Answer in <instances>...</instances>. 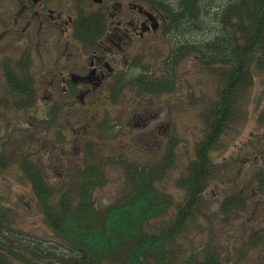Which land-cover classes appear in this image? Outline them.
Listing matches in <instances>:
<instances>
[{
    "label": "rangeland",
    "instance_id": "1",
    "mask_svg": "<svg viewBox=\"0 0 264 264\" xmlns=\"http://www.w3.org/2000/svg\"><path fill=\"white\" fill-rule=\"evenodd\" d=\"M72 1L50 0V5L52 9H68L67 13L72 16L78 6ZM103 1L104 4L96 5L93 0H82L81 11H105L109 1L122 0ZM131 2L142 6V2ZM7 5L10 7L8 17L12 18L19 6L16 0H0V6L8 8ZM4 15L0 13V20L8 19ZM30 18L21 15L17 25L5 21L3 29L6 28L4 30L8 33L0 40V44H6L0 53V100L6 104L0 107V154L5 157L0 167V196L13 209V225L22 229L28 238L52 240L36 206L31 186L21 174L19 162L22 155H29L50 183L58 187L91 160L87 150L104 167L97 176L101 179L97 182L102 185L93 193L99 208L111 205L126 193L123 165L153 167L164 159L168 160L169 155V164L158 188L163 196L173 201L165 218L166 221L170 219L183 200L184 191L178 186L180 179L195 160L197 147L210 134L207 131L210 110L218 101L224 66L204 67L200 59L193 57V52H178V96L158 94L147 98L142 102L146 107L142 113V127L131 122L123 127L126 130L115 131V141H101L96 139L101 128L100 125L97 129L98 122L82 136L78 128L86 115L97 111L102 113L110 103L102 97H94V106L78 103L77 106L83 108L78 113L60 111L62 98L58 93L50 96V92H46L48 85L43 77L44 68L52 66L47 58L51 56L52 47L48 38H53L57 32L52 29L53 24H49L39 39L34 35L37 25ZM169 44L168 39L149 42L143 64L159 63L163 57L157 54L155 46L170 51ZM24 52L29 54L28 72L33 77L28 99L17 95L11 97L7 93L9 81L6 78L14 81L20 69L27 71ZM187 90L191 92L189 97L185 95ZM127 96L117 105L130 109L133 104L126 101ZM17 102H26V105L20 107ZM230 102L233 110L229 113V120L223 122L210 143L213 175L203 194L204 204L197 219L188 223L178 240L187 254L209 243L216 249L220 264H264V163L261 161L263 157L256 160L258 153L264 155V70L253 69L252 77L236 96L233 94ZM123 116L124 113L118 116L120 122H123ZM103 117L107 118V114ZM105 126L111 125L105 123ZM99 136L102 137L100 133ZM122 160L124 164H121ZM235 196L240 198L242 209L221 214V202ZM255 234L261 236L253 247Z\"/></svg>",
    "mask_w": 264,
    "mask_h": 264
},
{
    "label": "trees",
    "instance_id": "2",
    "mask_svg": "<svg viewBox=\"0 0 264 264\" xmlns=\"http://www.w3.org/2000/svg\"><path fill=\"white\" fill-rule=\"evenodd\" d=\"M136 1L168 18L166 25L171 27L168 36L179 53H200L207 65L224 66L223 77L227 76V81L231 78L228 85H234L240 75L241 85L245 86L253 69L264 70V0ZM77 14L75 25L82 26L79 30L82 38L97 36V28L104 25V16L80 10ZM6 80L10 84L8 96L30 97L31 81L27 80L26 71L20 69L14 81L8 77ZM169 90L165 82L163 86L158 81L151 86L142 85V95ZM233 94L230 96L227 91L222 97L220 110L218 103L211 108L207 128L210 134H205V141L196 149L195 160L180 179L178 186L184 191L183 200L167 221L166 214L173 201L163 196L158 182L169 164V155L168 160L153 167L123 165L126 193L105 208H99L93 198L95 189L102 185L97 176L104 167L90 155V150L87 152L91 160L58 187L50 183L29 155H22L21 174L31 186L52 240L31 239L16 228L13 209L0 196V264H220L216 249L209 243L187 254L178 237L189 222L197 219L204 204L203 194L213 175L210 143L223 122L229 120ZM17 104L22 107L26 102ZM2 105L6 106L0 100ZM168 153L171 154V149ZM4 161V155L0 154V167ZM239 199L235 196L222 201L221 214L240 211ZM260 236H253V247Z\"/></svg>",
    "mask_w": 264,
    "mask_h": 264
},
{
    "label": "flooded vegetation",
    "instance_id": "3",
    "mask_svg": "<svg viewBox=\"0 0 264 264\" xmlns=\"http://www.w3.org/2000/svg\"><path fill=\"white\" fill-rule=\"evenodd\" d=\"M73 1L78 6L74 10L75 14L71 13L72 16L67 13L68 9H52L50 0H16L19 9L17 8L16 15L12 18L7 14L9 5H7L8 8L0 6V13L8 17L6 20L3 18L0 20V40L5 39V34L8 33L4 30L6 28L3 29L5 21L17 25L20 23L21 15L31 17L30 21L35 22L37 29L34 35L39 39L45 34L48 25L53 24L52 29L56 30L57 35L55 34L51 39L48 38L52 47L49 51L51 56L47 58L52 66L47 65L43 72L44 81L48 85L46 92H50V96L56 93L61 96L63 105L60 111L62 113L67 110L78 113L83 109L77 106L78 103L94 106L96 104L94 97L107 99L110 105L104 107L105 111L86 115L87 117L83 119L78 129L82 136L98 122L97 129L100 125L101 128L96 133V139L115 141V131L128 126L131 122L142 127V113L146 109L142 106V102L155 96L154 94L142 95V85L151 86V83L158 81L163 86L165 82L168 83L170 90L159 94L178 96L180 75L177 74L179 70L176 68V55L179 51L175 50L173 41L170 40L171 36H168L171 28L166 25L168 18L158 10L147 9L131 0L109 1L105 11L91 12L102 14L104 25L97 28V36L82 38L79 33L82 26L75 25L78 18L77 10L81 11V1ZM94 4L102 5L104 1L101 0L100 3ZM26 25L28 26L29 23ZM94 37H97L96 40H91ZM162 39H168L171 43L168 46L170 51L167 48L155 46L157 54L163 58L155 65H144L146 45L151 41L159 42ZM30 43L31 41L28 40V44ZM4 44H0V53L3 51ZM24 53L23 61L25 59V66H27L26 75H30L27 76V80L32 82L33 77L28 72L30 71L29 54ZM193 54L194 58L200 59L202 66H210L204 62L200 53L193 52ZM39 57L43 58L40 54ZM226 77L223 75L220 77L218 110L223 106L220 100L227 91L230 95L235 93L236 96L242 87L240 75L237 76L234 85L231 83L228 85L231 78L227 81ZM190 93L187 90L185 95L189 97ZM126 96V101L133 104L130 109L117 105L121 98ZM121 113L125 114L121 118L123 122L118 120ZM103 114H107V118H104ZM105 123L111 126H105ZM123 130L126 129L123 128ZM83 140L89 141L90 139L83 138ZM256 156V160L263 157L261 161L264 163L262 153Z\"/></svg>",
    "mask_w": 264,
    "mask_h": 264
},
{
    "label": "water",
    "instance_id": "4",
    "mask_svg": "<svg viewBox=\"0 0 264 264\" xmlns=\"http://www.w3.org/2000/svg\"><path fill=\"white\" fill-rule=\"evenodd\" d=\"M94 2H96V3H100V2H101V0H94Z\"/></svg>",
    "mask_w": 264,
    "mask_h": 264
}]
</instances>
